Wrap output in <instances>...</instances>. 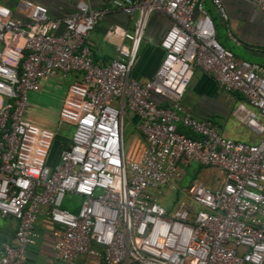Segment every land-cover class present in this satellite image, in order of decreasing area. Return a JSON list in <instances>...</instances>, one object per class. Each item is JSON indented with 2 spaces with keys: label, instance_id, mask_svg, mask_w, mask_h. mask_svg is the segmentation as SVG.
Listing matches in <instances>:
<instances>
[{
  "label": "built area",
  "instance_id": "2783aa9c",
  "mask_svg": "<svg viewBox=\"0 0 264 264\" xmlns=\"http://www.w3.org/2000/svg\"><path fill=\"white\" fill-rule=\"evenodd\" d=\"M222 1L208 0L226 23ZM249 1L264 16V0ZM99 2L98 9L78 3L74 12L51 18L44 6L21 1L22 20L0 5V217L14 224L11 243L0 245V264L26 263L39 219L52 234L55 262L263 264L264 67L234 59L216 42L205 0ZM108 9L127 16L130 28H107L105 37L118 42L114 57L99 64L86 38ZM153 13L170 24L156 70L138 82L129 72ZM193 69L240 95L231 115L252 141L224 137L182 107ZM71 73L57 122L72 132L49 167L57 128L28 121L27 97L41 81ZM125 113L142 138L129 158ZM190 162L216 168L220 186L191 182L181 189L185 199L166 210L154 193L173 188ZM65 196L80 200L72 211L62 208Z\"/></svg>",
  "mask_w": 264,
  "mask_h": 264
},
{
  "label": "crops",
  "instance_id": "0c3cea01",
  "mask_svg": "<svg viewBox=\"0 0 264 264\" xmlns=\"http://www.w3.org/2000/svg\"><path fill=\"white\" fill-rule=\"evenodd\" d=\"M21 1H29L33 4L44 6L48 16L51 18H58L74 12L78 3L85 4L89 9L101 7L99 0H0V5L9 9L12 17L22 20L25 12L20 6ZM222 3L227 15V22L223 23L227 29V34L233 38L234 44L243 50L248 58L247 61L264 67V16L256 10L249 0H223ZM206 11L212 19L215 17L214 12L209 9ZM169 24V21L159 13H153L149 16L143 35L145 41H147V46L144 47L137 63L133 64L129 72L133 79L144 81L151 77L162 57V52L158 47L159 41ZM110 25L127 30L130 28V21L124 14L108 9L93 31L87 36L86 44L91 51L94 62L99 64L108 62L115 55L114 44L118 42V39L114 36L105 37L107 28ZM191 78V81H189L194 82V100L191 105L186 107L182 105V107L195 119L208 120L212 115L217 114L223 122H226V118L228 119L231 116L233 109L228 112V110L224 111L222 107L226 104L236 105L240 100H236L231 94L218 89L214 80L199 69H193ZM47 80L41 81L36 87L44 85ZM62 99L63 96L61 101ZM220 134L231 138L228 134L225 135L222 132ZM232 136L233 138L231 139L234 140H253L250 139L248 133L244 135L241 132H234ZM13 227L14 224L10 217H0V245L4 242L11 243ZM34 232L37 237L34 245L27 249L25 264H93L91 260L83 261L81 259L74 263L53 261L50 253L53 237L46 221L39 219L34 226Z\"/></svg>",
  "mask_w": 264,
  "mask_h": 264
},
{
  "label": "rangeland",
  "instance_id": "374dc122",
  "mask_svg": "<svg viewBox=\"0 0 264 264\" xmlns=\"http://www.w3.org/2000/svg\"><path fill=\"white\" fill-rule=\"evenodd\" d=\"M203 9L205 11L209 9L215 14V17L213 19L215 20L216 24V42L222 48L229 51L234 59H243L242 61L250 62L247 61L248 58L245 56L243 50L235 45L232 41L233 38L227 34V29L220 21L219 17L216 15L213 7L209 4L208 0H205ZM145 46H147V41H145L143 37L139 45L134 65L137 63L138 57L142 54ZM156 68L154 69V71L156 70ZM73 76L74 75L71 73L65 78L61 77L60 75L55 78H50L44 85L35 87V89L31 93H29L27 97V102L30 106L26 115L28 121L36 125L44 126L49 130H56L57 128V132L53 136L47 156V165L49 167H52L55 164L61 146L67 143L72 132L71 126L57 122V111L59 109L63 92L66 89L67 85L72 81ZM129 76L130 78H132L130 74ZM144 81L142 80L138 82ZM190 81L181 99V105L185 107L191 105L194 100V82ZM234 107L235 105L233 104H226L224 105V107H222V109H224V111L228 110L229 112ZM226 120V122H223L220 119L219 115L214 114L210 118H208L207 121L217 126L219 129V133L222 132L225 135L228 134V136L231 138H233L232 135L234 134V132H241L244 135L247 133V131L238 124V122L232 115L229 116L228 119L226 118ZM136 125V119L133 116L125 113L123 117V145L124 153L128 158L135 153V150H137L138 145L142 141L141 136L136 131ZM191 182L201 183L204 187L209 188L210 190H215L220 186V173L214 167H203L196 163L190 162L187 167L181 171V179L173 185V188H171L170 185H164L159 188V194H157V192L154 193L156 202L166 210H170L175 204V201L185 199L183 193L181 192V189L187 188ZM79 202L80 200L77 197L65 196L62 202V208L68 211H72L73 207H76Z\"/></svg>",
  "mask_w": 264,
  "mask_h": 264
},
{
  "label": "trees",
  "instance_id": "16d2710c",
  "mask_svg": "<svg viewBox=\"0 0 264 264\" xmlns=\"http://www.w3.org/2000/svg\"><path fill=\"white\" fill-rule=\"evenodd\" d=\"M212 21H213L214 30H215V29H216L215 20L212 19ZM231 95H232L236 100H241L240 95H238V94H236V93H232ZM158 101H160V100H158ZM160 102H161V101H160ZM160 102H159V103H160ZM177 131L180 132V133H182V134H184V135L187 136V137H190V138H193V139L196 138L195 135L190 134V133L187 132L186 130L182 129L180 126L177 127ZM72 210H73V209H72Z\"/></svg>",
  "mask_w": 264,
  "mask_h": 264
}]
</instances>
